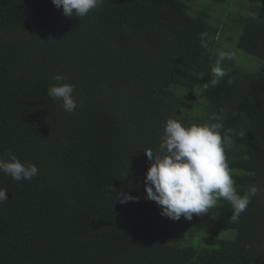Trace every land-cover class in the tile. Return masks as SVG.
Instances as JSON below:
<instances>
[{
    "label": "trees",
    "instance_id": "1",
    "mask_svg": "<svg viewBox=\"0 0 264 264\" xmlns=\"http://www.w3.org/2000/svg\"><path fill=\"white\" fill-rule=\"evenodd\" d=\"M192 1L0 0V264H264V0Z\"/></svg>",
    "mask_w": 264,
    "mask_h": 264
},
{
    "label": "rangeland",
    "instance_id": "2",
    "mask_svg": "<svg viewBox=\"0 0 264 264\" xmlns=\"http://www.w3.org/2000/svg\"><path fill=\"white\" fill-rule=\"evenodd\" d=\"M189 6V11L195 14L197 11H199V9H201L200 11L207 9L209 7V3L204 0H194L189 4ZM242 6L244 5L239 2L238 5H232L229 8L216 6L214 7V9H211L210 15L213 18L214 22H216L215 27L217 28V32L214 34V38L209 37V40L212 39L215 42L214 55L218 54L217 50L221 53V56L219 58L220 68L218 70V75H221V70L225 68H234L236 70L238 67L241 70L253 72L259 67V64H261L260 60L257 61V59H255L257 61L256 62L255 60H253L254 58L244 54L241 51H237V60V54L234 47L241 33V28L234 23V20L237 18L239 19L246 14L247 11L244 15H242L244 11L242 10ZM227 39L233 41L234 47L233 44H227L223 42ZM229 52L234 54V59H232V62L235 63V65H232L230 63L231 61L228 57ZM183 183L184 182L182 181L181 185H183ZM227 233L233 234V232Z\"/></svg>",
    "mask_w": 264,
    "mask_h": 264
}]
</instances>
